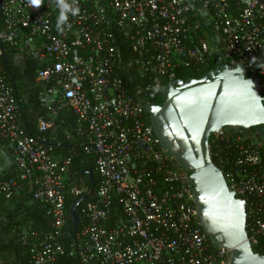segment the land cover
I'll return each instance as SVG.
<instances>
[{"label": "built area", "instance_id": "1", "mask_svg": "<svg viewBox=\"0 0 264 264\" xmlns=\"http://www.w3.org/2000/svg\"><path fill=\"white\" fill-rule=\"evenodd\" d=\"M54 2L45 8L43 0H0V142L23 170L21 180L37 173L35 198L53 220L50 233L21 235L30 264H56L66 254L81 264H230V251L214 247L201 227L188 174L161 148L148 121L149 103L141 96L161 85L128 89L119 76L124 66L113 27L130 43L136 55L130 66L142 77L173 84L177 68L204 66L219 54L257 78L264 99V0ZM201 21L209 28L205 37ZM3 44L46 65L37 76L49 85L39 132L56 131L59 115L70 108L83 125L86 152L96 155V198L68 248L60 244L66 200L85 190L71 183L72 157L56 160L45 140L27 132L6 79ZM229 129L213 135L223 150L215 153L210 145V152L245 202L254 251L264 252V139ZM20 189L17 179L0 178V200ZM115 200L119 217L111 216Z\"/></svg>", "mask_w": 264, "mask_h": 264}, {"label": "water", "instance_id": "2", "mask_svg": "<svg viewBox=\"0 0 264 264\" xmlns=\"http://www.w3.org/2000/svg\"><path fill=\"white\" fill-rule=\"evenodd\" d=\"M214 58L215 70L199 80L168 84L161 103L145 110L161 148L188 174L197 216L213 246L230 251V264H264V255L248 239L245 202L229 187L210 152L211 137L226 128H254L264 139V99L259 80L247 76L243 65L219 54ZM86 199L70 210L73 236L81 225L78 206Z\"/></svg>", "mask_w": 264, "mask_h": 264}, {"label": "trees", "instance_id": "3", "mask_svg": "<svg viewBox=\"0 0 264 264\" xmlns=\"http://www.w3.org/2000/svg\"><path fill=\"white\" fill-rule=\"evenodd\" d=\"M52 1L54 5L55 0ZM45 8L48 0H43ZM57 15L53 11V20ZM204 31L200 32V37H205L209 28L198 22ZM114 46L119 51L124 70L119 72V76L125 81L128 89L134 93L138 88H146L149 84L159 83L161 86L151 91L145 92L141 98L149 104H160L161 95L164 88L169 84V80L161 79L158 82L150 80L148 77H142L135 72L130 65L135 61L136 55L131 49L130 43L124 38L123 34L115 27ZM196 39L190 43L196 44ZM4 67L7 82L14 89V94L20 106V118L26 127L27 132L32 137L45 140L46 146L50 150L64 152L65 159L72 157L71 183L72 185L85 190L81 196L69 195L66 200V211L68 220L64 233L60 238V244L68 248L73 239V223L70 216V210L80 199L87 197L78 206V213L83 218L87 205L96 198V192L100 183V176L96 171L95 153L86 152L87 138L81 133L83 125L79 122L77 116L70 108L64 109L57 119L56 131L50 130L46 133H40L37 124L40 118L47 116L48 111L45 106V94L49 85L38 82L39 71L46 65L36 57H28L20 51L9 45L3 44ZM216 60L210 56L207 64L204 66L192 65L191 67H179L176 69V79L187 81L189 79H201L208 73L216 69ZM226 128L225 130H228ZM257 134L253 128L248 130ZM68 134L71 139H68ZM210 145L215 153L221 152L224 147L219 142H215V136L210 139ZM214 163L221 168L218 159L213 155ZM222 169V168H221ZM92 171L93 178L90 177ZM24 174L23 170L15 163L13 171L0 178L3 180L17 179L21 184V189L11 198H2L0 200V264H30L31 255L27 246L22 244L20 238L27 232L35 231L39 234H47L53 231V220L48 214V209L42 202L35 198L34 181L37 177L36 172L29 174L25 180H21ZM31 182L33 190L31 189ZM122 208L115 200L111 216L119 217L122 215ZM79 230V229H78ZM258 253H264L259 248H255ZM56 264H81L77 258L70 257L68 254L61 256Z\"/></svg>", "mask_w": 264, "mask_h": 264}, {"label": "crops", "instance_id": "4", "mask_svg": "<svg viewBox=\"0 0 264 264\" xmlns=\"http://www.w3.org/2000/svg\"><path fill=\"white\" fill-rule=\"evenodd\" d=\"M39 122V121H38ZM38 128V124H37ZM51 154L56 160H64L65 153L58 150H51ZM15 166V161L12 153L5 147L3 143L0 142V175L5 176L13 171Z\"/></svg>", "mask_w": 264, "mask_h": 264}, {"label": "flooded vegetation", "instance_id": "5", "mask_svg": "<svg viewBox=\"0 0 264 264\" xmlns=\"http://www.w3.org/2000/svg\"><path fill=\"white\" fill-rule=\"evenodd\" d=\"M161 103V102H160ZM154 105H159V104H154Z\"/></svg>", "mask_w": 264, "mask_h": 264}, {"label": "rangeland", "instance_id": "6", "mask_svg": "<svg viewBox=\"0 0 264 264\" xmlns=\"http://www.w3.org/2000/svg\"><path fill=\"white\" fill-rule=\"evenodd\" d=\"M228 130H230V129H228ZM253 133V132H252Z\"/></svg>", "mask_w": 264, "mask_h": 264}]
</instances>
